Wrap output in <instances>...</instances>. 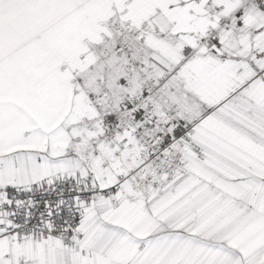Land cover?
<instances>
[{
    "label": "snow or ice",
    "instance_id": "obj_1",
    "mask_svg": "<svg viewBox=\"0 0 264 264\" xmlns=\"http://www.w3.org/2000/svg\"><path fill=\"white\" fill-rule=\"evenodd\" d=\"M0 264H264V0H0Z\"/></svg>",
    "mask_w": 264,
    "mask_h": 264
}]
</instances>
